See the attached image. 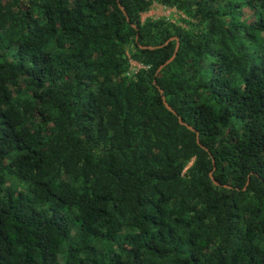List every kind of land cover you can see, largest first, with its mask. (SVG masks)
<instances>
[{
  "label": "trees",
  "instance_id": "16d2710c",
  "mask_svg": "<svg viewBox=\"0 0 264 264\" xmlns=\"http://www.w3.org/2000/svg\"><path fill=\"white\" fill-rule=\"evenodd\" d=\"M0 264H264V0H0Z\"/></svg>",
  "mask_w": 264,
  "mask_h": 264
},
{
  "label": "rangeland",
  "instance_id": "374dc122",
  "mask_svg": "<svg viewBox=\"0 0 264 264\" xmlns=\"http://www.w3.org/2000/svg\"><path fill=\"white\" fill-rule=\"evenodd\" d=\"M174 12V9L170 8H162L160 6H155L151 10H149L147 13L142 15V18L147 17V16H153V17H159V16H169ZM133 65L138 66L137 63L132 62Z\"/></svg>",
  "mask_w": 264,
  "mask_h": 264
},
{
  "label": "water",
  "instance_id": "95a60500",
  "mask_svg": "<svg viewBox=\"0 0 264 264\" xmlns=\"http://www.w3.org/2000/svg\"><path fill=\"white\" fill-rule=\"evenodd\" d=\"M121 9L123 10L122 7H121ZM123 12L125 13L124 10H123ZM177 47H178V46H176L175 51L177 50ZM174 55H175V54H173V56H172L171 58H169L165 63L161 64V65L158 67L157 71H159L162 67H164V65H166L167 63H169V62L172 60V58L174 57ZM164 105H165V107H166L167 109H169L170 111L174 112V110L171 108V106H170L169 104L166 103V101H164ZM180 122H181V121H180ZM210 177L212 178L213 182L217 183V182L213 179L211 173H210Z\"/></svg>",
  "mask_w": 264,
  "mask_h": 264
}]
</instances>
